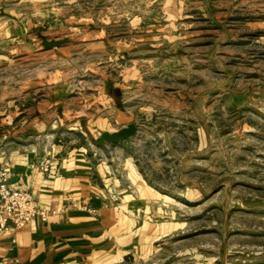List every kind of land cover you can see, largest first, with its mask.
I'll use <instances>...</instances> for the list:
<instances>
[{"label": "rangeland", "instance_id": "obj_1", "mask_svg": "<svg viewBox=\"0 0 264 264\" xmlns=\"http://www.w3.org/2000/svg\"><path fill=\"white\" fill-rule=\"evenodd\" d=\"M55 6L57 30L36 36L26 60H0V114L7 87L41 70L58 69L74 90L101 86L100 75L120 103L108 114L93 106L105 120L92 129L134 124L135 135L94 146L97 135L82 137L72 112L45 134L135 169L145 192L123 171L126 192L146 201L152 233L122 264H264V0Z\"/></svg>", "mask_w": 264, "mask_h": 264}, {"label": "crops", "instance_id": "obj_2", "mask_svg": "<svg viewBox=\"0 0 264 264\" xmlns=\"http://www.w3.org/2000/svg\"><path fill=\"white\" fill-rule=\"evenodd\" d=\"M55 4L0 0V60H26L36 36L59 28L62 7ZM96 77L101 86L93 81L74 90L58 69L41 70L31 80L7 87V114H0V128L11 130L8 135L0 131L7 185L26 190L46 217L34 216L21 229L0 233V264H122L123 257L150 238L142 210L146 201L126 192L123 171L138 194L145 192L130 164L117 169L110 160L96 159L98 150L71 147L72 141L63 144L55 140L57 132L45 134L70 112L76 113L74 123L82 137L116 132L92 129L105 120L94 119L93 106L108 114L120 103L113 93L117 90ZM47 156L51 170L44 174L37 166Z\"/></svg>", "mask_w": 264, "mask_h": 264}, {"label": "built area", "instance_id": "obj_3", "mask_svg": "<svg viewBox=\"0 0 264 264\" xmlns=\"http://www.w3.org/2000/svg\"><path fill=\"white\" fill-rule=\"evenodd\" d=\"M37 167L40 172L49 173L50 158L43 157ZM7 178V166L0 161V233L19 230L34 216L46 217V211L38 207L32 196L24 189L8 186Z\"/></svg>", "mask_w": 264, "mask_h": 264}, {"label": "water", "instance_id": "obj_4", "mask_svg": "<svg viewBox=\"0 0 264 264\" xmlns=\"http://www.w3.org/2000/svg\"><path fill=\"white\" fill-rule=\"evenodd\" d=\"M57 45L58 43L51 42V43H45L44 47L51 48ZM136 130H137V127L134 124H128L120 128L114 133L102 132L99 134V136L95 140L94 146L99 147L105 143H110V144L118 143L119 141H122V140H125L127 138L134 136L136 133Z\"/></svg>", "mask_w": 264, "mask_h": 264}]
</instances>
